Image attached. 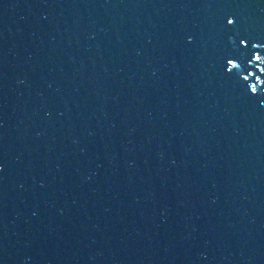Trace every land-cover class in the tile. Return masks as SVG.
Listing matches in <instances>:
<instances>
[{
    "label": "water",
    "instance_id": "water-1",
    "mask_svg": "<svg viewBox=\"0 0 264 264\" xmlns=\"http://www.w3.org/2000/svg\"><path fill=\"white\" fill-rule=\"evenodd\" d=\"M5 264H264V0H0Z\"/></svg>",
    "mask_w": 264,
    "mask_h": 264
}]
</instances>
